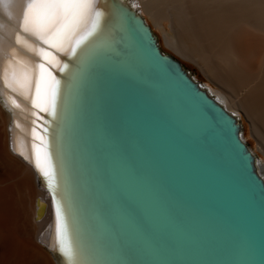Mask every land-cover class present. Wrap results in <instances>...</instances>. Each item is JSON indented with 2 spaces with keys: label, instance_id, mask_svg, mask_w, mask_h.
I'll return each mask as SVG.
<instances>
[{
  "label": "water",
  "instance_id": "95a60500",
  "mask_svg": "<svg viewBox=\"0 0 264 264\" xmlns=\"http://www.w3.org/2000/svg\"><path fill=\"white\" fill-rule=\"evenodd\" d=\"M114 4L146 43L131 49L122 33L83 88L81 120L103 201L116 176L144 190L155 211L147 238L134 243L152 264H260L264 175L239 117L162 49L129 1L106 0L108 13Z\"/></svg>",
  "mask_w": 264,
  "mask_h": 264
},
{
  "label": "bare ground",
  "instance_id": "6f19581e",
  "mask_svg": "<svg viewBox=\"0 0 264 264\" xmlns=\"http://www.w3.org/2000/svg\"><path fill=\"white\" fill-rule=\"evenodd\" d=\"M127 1L155 33V27L161 30L168 53L182 63V59L194 62L215 86L202 84L243 126L249 122L258 149L250 147L264 175L260 155H264V0ZM27 2L0 0V264H65L56 245L54 191L35 167L33 145L43 154L48 143L56 168L55 199L67 207L71 197L75 226L102 241L117 237L101 219L105 202L80 114L84 90H78L72 79L78 59H64L73 40L56 51L24 31L20 24ZM105 4L106 0H96L105 12L102 23L107 30L114 21ZM103 39H92L79 55L87 56L94 49L101 51L98 60L109 55L112 51L101 47ZM41 48L50 51L55 62L42 60L37 51ZM40 63L61 81L55 115L32 103L35 97L37 105L46 108L50 97L46 74L36 95ZM65 63L69 67L56 73ZM243 137L247 140L244 130Z\"/></svg>",
  "mask_w": 264,
  "mask_h": 264
},
{
  "label": "snow or ice",
  "instance_id": "6c2138e0",
  "mask_svg": "<svg viewBox=\"0 0 264 264\" xmlns=\"http://www.w3.org/2000/svg\"><path fill=\"white\" fill-rule=\"evenodd\" d=\"M111 15L114 22L105 30L102 23L105 12L96 6V0H28L20 27L26 32H32L48 49L56 51H62L66 42L73 40L68 56L76 57L79 67L72 79L78 90H82L92 79L101 55L99 49L92 50L87 56L79 55L92 39L103 37L101 47L113 53L117 51L114 45L117 44L118 33L127 34L131 49L142 47L146 43L144 38H136L134 29L131 28L133 22L123 8L112 5ZM82 27L84 30L80 31ZM19 39L17 36L18 43ZM120 39L123 40V36ZM37 51L42 60L55 62L56 58L50 51L43 48ZM37 67L41 70V76L36 82L37 97L40 95L41 80L45 74L51 81V90L46 108L37 105L35 97L32 101L33 106L41 107L48 115H55L61 81L47 71L44 63L38 64ZM68 67L69 65L65 63L59 71L64 72ZM66 110L65 108L64 111ZM48 148L49 145L45 142V151L41 154L37 146L33 145V162L47 182L48 188L54 191L56 245L65 264H152L151 261L141 258L143 251L134 243L136 240L147 238L149 233L147 218L155 211L144 190L133 181L118 176L110 178L105 184L106 202L101 205V219L109 225L117 240L102 241L94 234L85 235L75 226L71 197L67 207H61L55 199L56 168ZM63 172L64 166L61 163V175ZM260 264H264V255L261 256Z\"/></svg>",
  "mask_w": 264,
  "mask_h": 264
},
{
  "label": "rangeland",
  "instance_id": "374dc122",
  "mask_svg": "<svg viewBox=\"0 0 264 264\" xmlns=\"http://www.w3.org/2000/svg\"><path fill=\"white\" fill-rule=\"evenodd\" d=\"M150 20V23H152L151 19ZM155 30H156V33H157V36H159V41L162 43V46L164 48V51L166 52H171V50L165 45V42H164V39H163V35H162V32L160 29L156 28L155 27ZM183 60V63L184 65L192 72V74L194 76H196V78L199 80V81H202L204 83H207V84H210L212 86H215L210 80L209 78L207 77V75L194 63L192 62L191 60H188V59H182ZM244 126H243V130L245 131L246 133V136H247V142L248 144L256 149H258V142L257 140L255 139V137L253 136L252 134V131H251V126L249 124V122L245 121L244 122ZM261 155V158L264 159V155L263 153L260 154Z\"/></svg>",
  "mask_w": 264,
  "mask_h": 264
}]
</instances>
